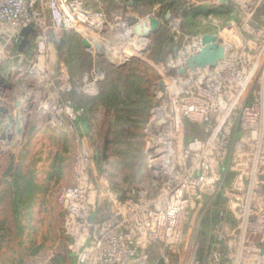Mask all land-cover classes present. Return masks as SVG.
Listing matches in <instances>:
<instances>
[{
	"label": "built area",
	"instance_id": "obj_1",
	"mask_svg": "<svg viewBox=\"0 0 264 264\" xmlns=\"http://www.w3.org/2000/svg\"><path fill=\"white\" fill-rule=\"evenodd\" d=\"M96 1L0 0V41L18 40L22 29L30 27L28 38L37 37L36 63H49L55 48L47 46L48 40L59 41L81 24L104 25L103 12L92 6ZM216 1L214 7L221 6ZM229 2L243 16L257 8L264 11V0ZM206 19L216 27L220 17ZM178 42L169 51L175 75L163 83L164 94L154 89L155 101L164 104L151 111L146 127L150 188L131 181L123 197L113 196L108 181L100 179L96 189L84 171L77 184L61 192L63 230L75 264H167L166 253L182 242L186 221L213 216L217 223L210 229L215 235L206 264H264V71H256L257 62L249 67L250 59L261 56L224 52L216 66L184 67L182 75L178 70L201 49L202 34ZM228 59L236 65L227 64ZM252 91L257 95L249 102ZM58 108L56 99V131ZM65 111L75 117L68 105ZM157 247L164 253L154 258Z\"/></svg>",
	"mask_w": 264,
	"mask_h": 264
},
{
	"label": "rangeland",
	"instance_id": "obj_2",
	"mask_svg": "<svg viewBox=\"0 0 264 264\" xmlns=\"http://www.w3.org/2000/svg\"><path fill=\"white\" fill-rule=\"evenodd\" d=\"M130 1L92 2L95 9L103 12L104 25L101 28L79 25L69 33V47L65 44L60 49L58 93H53L61 121L57 135L53 131V134L49 132L33 138L20 149L16 177L0 182L1 264L74 263L72 242L63 230L65 209L60 196L63 189L80 181L84 171L96 189L100 188V179L108 181V191L113 196L123 197L131 181L150 188L152 177L147 168L146 127L151 111L164 104V101H155L154 89L164 94L163 83L175 75L173 68H169L173 60L169 49L176 40L181 45L184 38L191 35L217 36L224 41L220 45H224L227 56L232 52L235 55L241 52L249 56L260 54V59L249 60V67L257 62L256 71H264V49L257 48L264 47L262 8L243 16L240 9L229 5L231 2L226 6L232 7V15H222L215 27L206 19L209 15L206 22L202 16L194 23L185 13L191 7L214 8L216 0ZM178 6L186 10H175ZM167 9L172 16L166 20ZM149 16L160 22L159 28L147 40L136 37L132 33L133 26L143 21L147 25ZM255 23L260 27L250 26ZM167 36L170 41L165 40ZM82 40L90 47H85ZM94 43L106 50L114 63H110L105 55H99ZM162 46L165 50L159 56ZM117 47H120L119 51ZM226 62L236 65L229 59ZM240 62L242 60H238L239 66ZM251 94L253 98L249 102L254 100L257 92ZM67 105L72 108L74 118L65 111ZM127 121L130 124H125ZM82 124L87 126V131L81 130ZM18 151L13 152L17 155ZM202 221L198 217L186 221L182 242L174 252L166 253L167 264L207 263L209 245L206 240L215 234L210 225L208 230L198 233L197 226ZM157 248L153 252L154 258L164 253L163 247Z\"/></svg>",
	"mask_w": 264,
	"mask_h": 264
},
{
	"label": "flooded vegetation",
	"instance_id": "obj_3",
	"mask_svg": "<svg viewBox=\"0 0 264 264\" xmlns=\"http://www.w3.org/2000/svg\"><path fill=\"white\" fill-rule=\"evenodd\" d=\"M176 8L186 10L183 6ZM69 40L59 45L52 38L47 46L51 43L60 52L65 44L69 47ZM36 42L37 37L28 38V34L8 43L0 41L3 45L0 48V182L3 183L15 175L20 149L40 135L39 125L46 122L48 127H53L58 60L51 59L52 67L47 61L38 65ZM33 62V67H28ZM15 149L19 150L17 155L13 152Z\"/></svg>",
	"mask_w": 264,
	"mask_h": 264
},
{
	"label": "water",
	"instance_id": "obj_4",
	"mask_svg": "<svg viewBox=\"0 0 264 264\" xmlns=\"http://www.w3.org/2000/svg\"><path fill=\"white\" fill-rule=\"evenodd\" d=\"M228 2H229L228 0H219L220 5L228 4ZM171 16H172L171 13L168 12L165 19L167 20ZM140 23H141L140 24L141 26L138 23L133 26L132 33L135 34L136 37L139 36V37H142L143 39L145 38L146 40L160 26V22L151 16L148 17L147 25H145L144 21L140 22ZM31 30L32 29L30 27L22 29V31L20 32V36L25 38L27 36L28 32ZM69 33L70 32H66V31L64 32L63 38L58 41L59 45H62L64 41L67 42L69 40ZM25 41L27 42V40H24V42ZM219 42H220V40L218 39L217 36L204 34L202 36V47H201V49L198 51L197 54L192 55L191 57L186 59L185 68L194 69L196 67L204 68L205 66H209V67L216 66V64L219 61L223 60L224 52H225L224 48L219 44ZM82 44L85 47H90V45L88 43H86L84 40H82ZM93 46H94L95 51L99 55H105L110 63H114V61L110 60L108 52L106 50H102V47L100 45H98L97 43H94ZM146 47H147V45H145L143 47L142 52L144 51V49H146ZM116 50L119 51L120 47H117ZM173 51H175V49H173ZM133 57L137 58L136 56H133ZM133 57H131V58H133ZM120 66H122V65L120 64ZM185 68H180L178 70V73L182 74L185 71ZM162 263H163V261H160L158 264H162Z\"/></svg>",
	"mask_w": 264,
	"mask_h": 264
},
{
	"label": "trees",
	"instance_id": "obj_5",
	"mask_svg": "<svg viewBox=\"0 0 264 264\" xmlns=\"http://www.w3.org/2000/svg\"><path fill=\"white\" fill-rule=\"evenodd\" d=\"M172 7V5H170ZM175 8V7H174ZM169 9V8H168ZM167 9V10H168ZM177 9V8H176ZM175 9V10H176ZM175 10H171V11H175ZM208 13V14H207ZM232 7L230 8L229 6H216L214 8H211V9H205V8H199V7H191L188 9V11L185 13V16L186 18L191 21V22H194V23H197V17H202L204 16L203 18H206L208 15H214L216 17H221L222 15H232ZM199 14V15H198ZM203 14V15H202ZM201 15V16H200ZM166 41L169 40V37L167 36V38L165 39ZM170 41V40H169ZM164 46L160 47V52L158 53L159 56H161V54L163 53L164 51ZM170 51V49H169ZM81 122H84V121H81ZM125 124H130L128 121L125 123ZM86 125L85 124H82L81 127H85ZM16 177V175H15ZM213 221V220H212ZM207 222L210 223L209 220H207ZM208 227V226H207ZM203 259V258H202ZM198 262L201 263V260L198 259Z\"/></svg>",
	"mask_w": 264,
	"mask_h": 264
},
{
	"label": "crops",
	"instance_id": "obj_6",
	"mask_svg": "<svg viewBox=\"0 0 264 264\" xmlns=\"http://www.w3.org/2000/svg\"><path fill=\"white\" fill-rule=\"evenodd\" d=\"M58 53H60L59 51L57 52L56 50H53L52 49V52L50 53L51 54V59H53V61L55 60V59H57L58 60ZM49 66L50 67H52V61L50 60V62H49ZM68 87H70V86H68ZM57 93H58V88H57ZM50 99V98H49ZM40 135L39 136H41V135H44V133L46 134V133H51L52 132V134H53V131L54 132H56L55 133V135H57V131H56V129L54 128V127H48L49 125H47L46 124V122H43V123H41L40 125ZM81 130L82 131H87V126H85V127H81ZM212 216V215H211ZM207 220H209L210 221V223L209 222H207ZM207 220H201L202 221V223H200L199 224V226H197L198 227V233H201V232H204V230H208V225H210V229L211 228H213L215 225H216V223H217V220L214 218V216L213 217H211V218H209V219H207ZM213 220V221H212ZM226 227H228V225H225ZM224 225H223V227H225ZM221 227H222V225H221ZM215 228V227H214ZM206 242H207V245H210L211 244V242H212V238H209L208 240H206ZM205 243V242H204ZM203 243V244H204ZM202 248V247H201ZM198 261V260H197ZM169 262V261H168ZM1 264V263H0ZM73 264H75V263H73Z\"/></svg>",
	"mask_w": 264,
	"mask_h": 264
},
{
	"label": "bare ground",
	"instance_id": "obj_7",
	"mask_svg": "<svg viewBox=\"0 0 264 264\" xmlns=\"http://www.w3.org/2000/svg\"><path fill=\"white\" fill-rule=\"evenodd\" d=\"M132 30H133V28H132ZM126 54H128V53H126ZM193 264V263H192Z\"/></svg>",
	"mask_w": 264,
	"mask_h": 264
}]
</instances>
